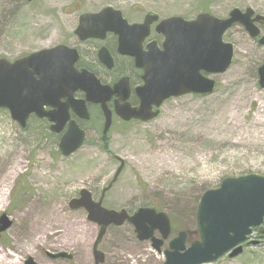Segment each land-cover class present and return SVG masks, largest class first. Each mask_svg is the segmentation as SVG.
Segmentation results:
<instances>
[{
  "label": "rangeland",
  "instance_id": "rangeland-1",
  "mask_svg": "<svg viewBox=\"0 0 264 264\" xmlns=\"http://www.w3.org/2000/svg\"><path fill=\"white\" fill-rule=\"evenodd\" d=\"M106 6L132 20L148 11L161 18L188 19L204 11L225 18L232 8L250 7L264 14V0H37L12 6L0 2V57L14 59L66 41L81 13ZM224 40L235 46L234 60L227 71L213 76L215 92L166 100L150 122L116 120L104 147L100 142L95 147L96 137L89 133L85 145L71 156L54 157L56 145L43 126L30 119L22 128L9 112L0 111V189L5 191L0 215L12 221L0 235V258L8 262L1 258L0 264H25L27 257L38 264H73L47 254L59 251L73 253L76 264H92L97 225L87 220L85 210L71 209L69 198L82 188H91L99 198L121 160L124 167L105 193L104 206L164 211L173 229L169 239L184 230L187 245L198 240L195 215L205 190L218 187L226 177L264 175V91L254 78L256 57L263 48L253 44L240 25L230 28ZM260 239V244L244 246L235 258L204 264H264V237ZM168 242L158 253L122 227L110 229L98 249L105 251L104 264H164Z\"/></svg>",
  "mask_w": 264,
  "mask_h": 264
},
{
  "label": "water",
  "instance_id": "water-1",
  "mask_svg": "<svg viewBox=\"0 0 264 264\" xmlns=\"http://www.w3.org/2000/svg\"><path fill=\"white\" fill-rule=\"evenodd\" d=\"M253 12L251 8L244 11L232 8L226 18L204 12L193 20L177 15L162 19L157 26L165 40L163 50L157 51L154 62L147 64L145 58L133 53L136 66L145 72V84L137 89V95L141 99L140 107L134 109L123 104L120 111H117L118 116L126 121L132 117L151 120L158 114V111L151 113L152 104L160 107L163 100L174 96L213 93L216 81L205 78L201 71L211 75L229 69L234 58V46L223 41V34L229 27L240 23L247 32L256 36L258 33L250 21ZM157 19L158 15L149 12L146 24ZM255 20L264 22L262 15H257ZM120 22L128 26L119 10L107 6L96 13L82 14L76 30L82 38L92 37L96 36L93 28L104 25L106 29L118 30L111 26ZM260 42L264 43V37ZM68 50V47L60 44L27 54L13 63L5 58L0 59V109H7L11 119L22 128L26 127L28 116L32 113L38 117H47L55 121L51 130L58 132L64 124L55 117L64 113L63 103L60 104L62 95L67 96L68 106L74 108L80 116H86L84 102L72 98V92L80 89L86 92L89 101L101 104L106 116L103 129L105 135L111 123L109 110L105 107L109 96L106 99L99 97L102 91L99 88H103L99 82L86 71L78 74L73 64L65 60V52ZM173 58L177 61L174 62ZM121 85L117 84L114 89L105 87L103 92L108 95L117 93ZM260 86L264 87V63L260 68ZM45 106H52L57 112H46ZM83 140L84 132L78 130L75 124L70 125L60 142L62 154L71 155L82 146ZM122 167L121 161L114 180ZM71 200L70 208H84L87 220L99 226V233L93 243L95 264L103 263L104 255L97 249L98 243L106 228L112 224L119 226L128 220L133 225L137 238L140 241L149 239L157 252L172 233L169 216L152 207H140L129 216L125 209L117 211L103 207L102 200L94 201L87 189L81 190L80 196ZM197 205L195 217L198 240L187 245V233L180 231L170 239L168 248L163 251L164 264H204L215 262L226 254L229 258L240 255L244 250L242 244L247 241L252 229L264 225V175L246 174L223 178L220 186L202 193ZM11 224L9 216L2 213L0 234L10 229ZM157 231L161 235L158 239L154 236ZM252 243L255 244L256 241ZM47 254L53 259L71 257L63 251ZM25 264L38 263L27 257Z\"/></svg>",
  "mask_w": 264,
  "mask_h": 264
},
{
  "label": "flooded vegetation",
  "instance_id": "flooded-vegetation-1",
  "mask_svg": "<svg viewBox=\"0 0 264 264\" xmlns=\"http://www.w3.org/2000/svg\"><path fill=\"white\" fill-rule=\"evenodd\" d=\"M35 1L37 0H0L2 4H6L9 6L20 5V4H34ZM113 8L121 12V16L126 21V25L128 26L123 25L121 22L115 23V25L111 27L113 28L116 27L118 28V30H112V29H106V27L103 25L102 27L93 28L96 30L95 32L96 36L82 38L77 34V30H76L80 22V16L82 14H87L91 12L96 13L102 9L95 11V12L94 11L83 12L78 17L79 18L78 23L75 26V28L71 29L69 39L66 41L60 42L59 44H55L53 46L48 47V48H51V47L59 46L60 44L68 47L69 50L65 52L67 53L65 60L73 64V67L75 68L76 72H78V74H82L83 71H86V73L91 74L99 82L101 87H103V88H99L100 90H102L99 93V97L106 99V97L109 96L108 99H106L105 107L109 110V116L111 119V123H110V126L108 127V131L104 135L103 129L106 123V116H105V112L101 104L97 102L94 103L92 101H89L86 97V92L80 89L72 92V98H74V100L76 101L84 102V107L86 108V116H80V114H78L74 108H72L71 106H68L67 96L62 95L60 104L63 103L64 113L62 114V116L61 114L59 116H55L58 121L64 122L60 131L55 132L51 130V126L55 124V121H52L48 119L47 117H38L34 113L30 114L26 121L27 124L25 128H27L30 119H33L35 122H38L41 126H43L44 129L48 131L47 133H49L50 139L51 140L53 139L52 143L56 145V149L53 154L54 157L56 156L63 157V158L68 157L62 154L61 149H60V142H61L63 135L67 133V130L70 127V125L75 124L78 130L84 132V140L82 142L83 145H85L86 143L85 142L86 136L89 133H92L96 137V141L92 144L96 147L100 142L102 144V147H104V145L108 142L107 141L108 133L110 132V129L116 120L120 119L124 123L150 122V121H153V119L157 118V116L160 114L161 108L163 106L162 104L166 100L174 99V97L176 98L184 97L185 95H192L195 97L203 96L199 94L197 95L196 94H185L184 96H174V97L163 100V102L160 104L161 105L160 107H156L155 105L152 104L151 113L158 111V114L151 120H144L142 118L138 119V118L132 117L130 118V120L126 121L122 119L120 116H118L117 111H120V106H122L123 104H127L128 106H131V108L138 109L141 103L140 96L137 95V89H139L145 84L144 83L145 72L142 68L140 67L138 68L136 66L135 55L133 53L138 54L141 58H145V61H147V64L153 63L154 59L157 58V55H156L157 51L161 52L163 50V42L165 40V37L161 31L160 32L158 31V26H157L160 23V21L164 19V17L161 18L158 15L157 20L152 21L150 23L148 22V24H146V17L148 16V13L150 11H148V13H145L142 19L132 20L130 16H126L120 9L116 7H113ZM252 10L254 12L250 16V21L255 26V30L257 31L258 34L256 36H253L251 33L245 30V27L242 24L239 23L238 25H240L242 29L245 31V33H247L249 40L252 41L253 44L260 47L261 49L263 48V52L259 53L260 55L256 57L257 61L255 62V65H254V78L256 82V87L264 91V87L260 86V68L264 63V43H261L260 40L262 39V37H264V22L263 21L258 22L255 20V17L257 15H260V16L262 15L264 18V14L259 13L254 9ZM151 13H154V12H151ZM4 14H7L6 17L10 16V14L6 13V11L4 12ZM165 18H168V17H165ZM186 19L188 20V18ZM238 25H235V26H238ZM48 48L37 49L36 51L28 52L20 56H17L14 59H8L7 57H4V56L0 57V59L5 58L9 62L13 63L16 59L25 57V55L27 54L37 53V51L48 49ZM173 59H174V62L177 61L176 58H173ZM201 74L205 78L210 77V74L208 72L206 73L205 71H201ZM213 76L215 75H212L211 77ZM117 84H122L121 86L118 87L119 91L117 93H112L108 95V93L103 92L105 91L104 89L105 87L114 89L115 86H117ZM44 110H46V112H57V110L52 106H45ZM0 111H7V109H0ZM147 115L148 114H146V116ZM114 177L112 178L110 183L106 187L103 188V190L100 193L99 198H95L93 196L94 190H92L91 188H88V189L82 188V189L89 190L91 193V198L94 199V201H100L101 199L102 206H104V203H103L104 195L105 193L108 192V190H110V188L112 187L111 185L117 180L119 176L115 180H114ZM82 189H80L77 193V196L73 198L79 197ZM73 198L71 197L69 198V203L72 201L71 199ZM78 209L84 210V208H78ZM123 209H126L129 216H131L139 209V207L134 208V209H128V208L123 207V208L116 209V210L121 211ZM263 226L264 225H262V227H259L258 232L261 233ZM122 227L129 228L130 231L133 233V235L136 237V239L139 242H148L152 246V242L149 239L147 241H140L137 238V234L134 231V227L128 220L124 221L123 224L119 226L114 225V224L108 226L105 230L106 233L104 235H106L108 231L112 228L121 229ZM97 229L99 231L98 225H97ZM254 230H253L252 235L257 234L256 230L255 231ZM154 236L158 238L160 236L159 231L155 232ZM259 236H261V234H259ZM102 239L103 238H101L100 242L98 243L99 244L98 247L101 245ZM165 243H167V241H165ZM165 243H163L162 246H164ZM92 250H93V246H92ZM100 251L103 253V255L105 254V251L103 250H100ZM67 254L71 255V257H68V258L61 257L60 259L66 260L67 263L73 260V264H76V261L74 260V257H75L74 254L70 252H68ZM92 255H93V251H92ZM105 256L106 255H104V260H105ZM104 260H103V263L101 264H104ZM92 264H95L94 255H93ZM114 264H124V263H114ZM125 264H129V263L125 261Z\"/></svg>",
  "mask_w": 264,
  "mask_h": 264
},
{
  "label": "bare ground",
  "instance_id": "bare-ground-1",
  "mask_svg": "<svg viewBox=\"0 0 264 264\" xmlns=\"http://www.w3.org/2000/svg\"><path fill=\"white\" fill-rule=\"evenodd\" d=\"M4 193H5L4 189H3V188L0 189V202L2 201V198H3V196H4ZM1 258H4V256H1ZM1 258H0V261H1ZM4 260H5L6 263H8V262H7V259L4 258ZM12 261H15V259L12 260ZM12 261H11V262H12ZM13 263H14V262H13Z\"/></svg>",
  "mask_w": 264,
  "mask_h": 264
},
{
  "label": "trees",
  "instance_id": "trees-1",
  "mask_svg": "<svg viewBox=\"0 0 264 264\" xmlns=\"http://www.w3.org/2000/svg\"><path fill=\"white\" fill-rule=\"evenodd\" d=\"M256 232H257V236H259L260 232H258V229H256Z\"/></svg>",
  "mask_w": 264,
  "mask_h": 264
}]
</instances>
